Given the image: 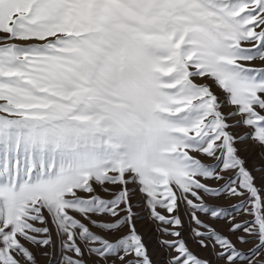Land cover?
I'll return each instance as SVG.
<instances>
[{
    "label": "snow or ice",
    "instance_id": "obj_1",
    "mask_svg": "<svg viewBox=\"0 0 264 264\" xmlns=\"http://www.w3.org/2000/svg\"><path fill=\"white\" fill-rule=\"evenodd\" d=\"M254 61L264 0H0V264H157L144 218L160 264H264ZM221 196L251 219L207 203Z\"/></svg>",
    "mask_w": 264,
    "mask_h": 264
},
{
    "label": "rangeland",
    "instance_id": "obj_2",
    "mask_svg": "<svg viewBox=\"0 0 264 264\" xmlns=\"http://www.w3.org/2000/svg\"><path fill=\"white\" fill-rule=\"evenodd\" d=\"M249 66L264 67V63H261L260 61H254V62H251ZM238 147L243 149L245 146L238 145ZM247 147H248V151L242 150L240 154L242 157H245L248 160V167L251 170L253 163L254 162L258 163V161L256 160L258 149L252 146V142H249V145ZM199 158L204 163L209 164V165L216 163V161L210 158L204 157V156H201ZM221 174L225 175L226 178L228 175H230V174H225V173H221ZM202 182L212 187H220L221 185L225 183V181H215V180H204ZM257 186L258 187L260 186L259 175H257ZM141 200H142V196L139 193H137L136 197L133 200V203L136 204L138 201H141ZM206 200H207V203L211 205H218V206H222L225 209H227V211L232 214V217H234V220L237 223H243L245 220L251 219V217H249L245 211L243 210L237 211V209L233 207L234 205L240 204V198L238 197L221 196L219 198H206ZM137 211H139L144 217H147V211L143 207H138ZM181 217L184 221L185 238L187 239L191 232V229L194 228L195 225L193 222H191L190 217L184 213L183 208L181 209ZM200 217L202 220H205L207 223L212 224L214 227H216L220 231L224 232L225 234H228L227 229L229 227L231 217L229 218V220H219V221L212 220L204 214H200ZM36 226L42 227L43 225L37 224ZM136 227H137V230L140 232V234L144 237V241L148 245L149 250L152 253L153 260L156 261L157 264H160V261L164 259L165 254L158 251L157 237L159 236V233L155 231V223L151 219L144 218L142 221L141 220L137 221ZM232 239L235 240V237L233 236ZM189 244H190L192 251L196 253L198 256H201L204 258H211L209 251L201 249L198 245H196L191 240H189ZM237 247L241 251L248 253V250L254 247V245H239L238 244ZM33 251H37V250L33 249ZM38 259L40 261V264H47L46 258L42 256H38Z\"/></svg>",
    "mask_w": 264,
    "mask_h": 264
}]
</instances>
